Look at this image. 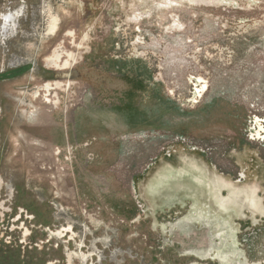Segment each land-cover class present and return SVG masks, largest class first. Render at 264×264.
Segmentation results:
<instances>
[{
  "label": "rangeland",
  "instance_id": "obj_1",
  "mask_svg": "<svg viewBox=\"0 0 264 264\" xmlns=\"http://www.w3.org/2000/svg\"><path fill=\"white\" fill-rule=\"evenodd\" d=\"M259 119L264 0H0V264H264L243 193L152 216L132 188L198 154L240 190L249 167L228 156L264 150Z\"/></svg>",
  "mask_w": 264,
  "mask_h": 264
},
{
  "label": "crops",
  "instance_id": "obj_2",
  "mask_svg": "<svg viewBox=\"0 0 264 264\" xmlns=\"http://www.w3.org/2000/svg\"><path fill=\"white\" fill-rule=\"evenodd\" d=\"M123 122L132 124V122L143 121L136 119ZM238 146L232 155L228 154V157L241 167L244 165L249 167L248 179L240 190H237L233 173L219 175L210 161L198 154L180 157L178 165L173 164L170 158L160 159L147 175H136L132 178V188L136 189L141 203L152 216L168 212L167 210L174 207H178L177 209L180 211L181 208L187 207L185 201L193 197L198 203L203 204L207 202L206 195L209 196L208 193L217 187L216 195L223 200L224 204L232 202L237 192L243 193L250 203L253 202L260 207L264 218V150L260 151L258 148L257 151H254L256 150L253 148L254 146L245 141ZM253 154L254 158H252ZM91 172H93L92 168L88 167V181L96 187L99 184L95 178L91 177ZM114 181L113 178L105 180L107 187L112 190V195L119 197V194H116L118 191ZM119 198V202H123L122 194ZM209 198L211 199V196ZM125 201L127 202V200ZM132 208L137 212L133 204ZM226 209H228L227 206Z\"/></svg>",
  "mask_w": 264,
  "mask_h": 264
},
{
  "label": "flooded vegetation",
  "instance_id": "obj_3",
  "mask_svg": "<svg viewBox=\"0 0 264 264\" xmlns=\"http://www.w3.org/2000/svg\"><path fill=\"white\" fill-rule=\"evenodd\" d=\"M123 84L127 85L125 86L126 89L124 91V93H121V101H122V98L125 97V99H127V104L129 106V110L126 114H123V111L122 110H118V114H117V117L118 119H125L126 117L132 121H135L136 119H138V116L136 114V110L135 108H132L131 106H134L136 102V99H137V94H138V85L140 84L139 80L137 78H132L130 79L129 81L127 79L125 80H122ZM129 83V84H128ZM134 98V99H133ZM134 101V102H133ZM121 108V107H120ZM129 121V120H128Z\"/></svg>",
  "mask_w": 264,
  "mask_h": 264
},
{
  "label": "built area",
  "instance_id": "obj_4",
  "mask_svg": "<svg viewBox=\"0 0 264 264\" xmlns=\"http://www.w3.org/2000/svg\"><path fill=\"white\" fill-rule=\"evenodd\" d=\"M259 120H260L261 124H257L256 122H254V128L251 129V131H249L250 133H249L248 137L253 142H260L261 141L262 143H264V119H262V120L259 119ZM256 125H257L258 130L255 128ZM176 140H178V139H175V141ZM182 142L184 143L185 140ZM193 149H195V150L198 149L200 152L205 153V154H207L209 152L208 150H205L204 148H201V147L199 148V147L194 146Z\"/></svg>",
  "mask_w": 264,
  "mask_h": 264
},
{
  "label": "bare ground",
  "instance_id": "obj_5",
  "mask_svg": "<svg viewBox=\"0 0 264 264\" xmlns=\"http://www.w3.org/2000/svg\"><path fill=\"white\" fill-rule=\"evenodd\" d=\"M197 82H199V81H197Z\"/></svg>",
  "mask_w": 264,
  "mask_h": 264
}]
</instances>
